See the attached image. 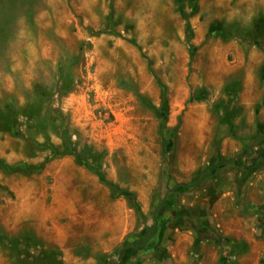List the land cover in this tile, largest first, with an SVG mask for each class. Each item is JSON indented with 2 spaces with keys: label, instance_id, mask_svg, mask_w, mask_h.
Returning <instances> with one entry per match:
<instances>
[{
  "label": "rangeland",
  "instance_id": "obj_1",
  "mask_svg": "<svg viewBox=\"0 0 264 264\" xmlns=\"http://www.w3.org/2000/svg\"><path fill=\"white\" fill-rule=\"evenodd\" d=\"M258 17L264 0H0V264H264Z\"/></svg>",
  "mask_w": 264,
  "mask_h": 264
},
{
  "label": "trees",
  "instance_id": "obj_2",
  "mask_svg": "<svg viewBox=\"0 0 264 264\" xmlns=\"http://www.w3.org/2000/svg\"><path fill=\"white\" fill-rule=\"evenodd\" d=\"M263 19H264L263 17H258V18H256L254 20L253 24L256 25L260 21H262ZM190 48H191V59H193V57H194L193 52H192L193 46H190ZM164 102H165V106H166V109H167V99H165ZM64 144H65V152H66V154H74V155H76L79 158L82 157L80 155V153L74 148V146L72 144V141H71V138L69 136L64 137ZM0 163L6 169H9V170L17 169V168H12V167L8 166V164L4 163L2 160H0ZM230 163H231L230 161H226V162H222V163L220 162L218 164L213 165L211 167V170H210V173L208 174V176L214 175L218 171H221V170L225 169ZM23 167L27 168V169H33L32 166H28L27 164H25ZM92 168L95 169L99 173L100 178H101L103 183H105L106 185H109L113 189V191H114V193L116 195L124 194L129 199V201L137 208V210L140 213V215L143 216V212L140 209L139 203L137 201V198H136V195H135L134 192L124 191L116 183L108 180L106 178L105 174L102 172L101 168H99L98 166L96 167L95 165H93ZM154 243H155V246H154V249H155L157 247V240Z\"/></svg>",
  "mask_w": 264,
  "mask_h": 264
},
{
  "label": "crops",
  "instance_id": "obj_3",
  "mask_svg": "<svg viewBox=\"0 0 264 264\" xmlns=\"http://www.w3.org/2000/svg\"><path fill=\"white\" fill-rule=\"evenodd\" d=\"M241 72H242V71H241ZM244 78H245V75L241 78V80H242V83H241V90H242V91H241V92H243V90L245 89V82H244L245 79H244ZM246 78H247V77H246Z\"/></svg>",
  "mask_w": 264,
  "mask_h": 264
}]
</instances>
